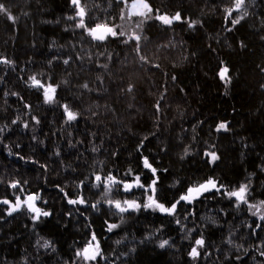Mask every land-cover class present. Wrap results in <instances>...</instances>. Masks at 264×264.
<instances>
[{
  "label": "trees",
  "instance_id": "obj_1",
  "mask_svg": "<svg viewBox=\"0 0 264 264\" xmlns=\"http://www.w3.org/2000/svg\"><path fill=\"white\" fill-rule=\"evenodd\" d=\"M143 1L148 16L123 19L124 0H80L87 27L125 33L97 41L77 27L72 0H0V61L10 62H0V200L38 193L50 213L33 220L0 203V264H264V208L249 207L264 201V0H244L230 19L234 0ZM176 13L171 25L156 19ZM31 77L55 87L53 102ZM97 175L157 179L166 207L210 178L220 191L180 201L172 215L120 212L107 201L143 205L150 190L118 184L105 196ZM241 184L247 204L226 195ZM93 234L101 255L86 262L77 252Z\"/></svg>",
  "mask_w": 264,
  "mask_h": 264
},
{
  "label": "snow or ice",
  "instance_id": "obj_2",
  "mask_svg": "<svg viewBox=\"0 0 264 264\" xmlns=\"http://www.w3.org/2000/svg\"><path fill=\"white\" fill-rule=\"evenodd\" d=\"M125 6L129 8V17L134 16V15H146V12H151L152 9L149 7L147 3H144L143 0H132L131 5L128 4V0H124ZM72 4L77 8V16L80 17L79 23L77 24V27L84 28L87 33L92 37V39L97 40V41H104L109 35L115 37V36H123L125 35L124 32H119L117 33L112 27H109L106 24H97L95 27L89 28L85 24L84 16H85V10L84 8L80 5V0H72ZM244 4V0H234V6L232 8L226 9V19H230L232 17V12L234 10H240L242 5ZM140 8H143L145 11H140ZM0 12H8V10L4 7L3 4H0ZM247 15V13H243V15L240 16L239 19H232L233 25L239 23L240 19H243V16ZM10 20L14 19L11 15L8 17ZM123 18V16H122ZM69 19H73V17H69ZM156 19L160 20L163 24L165 25H171L174 21H179L181 20V15L180 13H176L174 16H167V15H157ZM196 23L193 21L192 23L189 24V27L192 26V24ZM139 27V25H137ZM130 39H135L139 40L140 37L138 35H133L130 37ZM127 43V41H125ZM3 63H10L7 60L0 61ZM67 63V61H65ZM228 72L229 69L225 66L220 69L219 76L220 79L225 81L227 83L229 77H228ZM31 86L38 87L44 90V96H45V102L50 103L53 102L54 96L53 94L55 93L56 89L53 85H44L42 84L38 79L35 77H31ZM87 87V85H85ZM64 112L67 117V121H72L77 118V114L73 111L70 110L68 105L64 106ZM15 123V121H13ZM227 130L226 125L224 123H221L217 126V130ZM207 156H210L213 161H215L218 157L216 156L215 152H207L205 153ZM144 167L147 169H151L153 175L155 176L156 174V169L152 167V165L149 163L148 159H144ZM96 181L99 183L104 184L105 192L104 195L107 196L109 192L112 191V188L118 184L123 185V190L126 192H130L134 187H139L145 189L146 192L150 190V194L148 195V202L144 203L141 205L140 203H137L135 200H124L121 202L120 200H112L109 199L107 202L109 205H112L116 207L120 212H125L128 209H139L140 207H144L145 209L147 208H153L159 209L161 212L168 213L169 215L174 214V211L177 207V204L180 203V201H186V202H191L193 199H195L197 196L201 195L204 192H208L211 189H215L216 191H220V189L217 187L216 182L213 179H208L206 183L204 184H199L198 186H193L189 187L187 190V193L185 195H182L179 200H177L175 203L171 205V207H166L163 203H159L157 199L155 198V193H156V184H157V179H153L151 184L145 185L141 183V178L139 175L135 176L133 182H125V181H118L116 180L115 177L112 175L107 176L104 180H102L101 176L97 175L95 177ZM98 186V185H97ZM10 187L12 188H18L19 183L18 182H13L10 184ZM20 191L23 192V188H20ZM248 192V186L241 184L238 189L235 190H229L226 195L229 198H235L237 203H248V200L246 198V194ZM67 195V194H66ZM40 199L39 194H29L25 197L24 200H21V197L18 195L16 196L15 203L8 199H3L0 200V203L6 204L9 206L8 208V214L11 215L13 212L18 211L22 205H25L28 209V211L34 213L33 215V220H39L41 216H49L50 213L48 211L43 210L42 208L38 207L36 205V201ZM69 204H84L85 201L83 198L79 199H69L68 200ZM123 205H127V208H125ZM250 209L255 208L256 212H253V215H255L257 212H261V209L264 208V201H261L259 205H249ZM261 219H264V212L261 213L260 216ZM117 227V225H109V231L111 229ZM97 237L95 234L92 235L91 241L88 242L86 247L82 249L81 251L77 252L78 257H82L84 261H94L97 256L101 255L100 249H99V244L96 243L93 245V241H96ZM168 241H163L161 243V247H164L165 244H167ZM196 246L193 247L191 251V255L193 258H195L199 253H198V247L203 245V240L198 239L196 240ZM45 247L48 246V242L45 241L44 244Z\"/></svg>",
  "mask_w": 264,
  "mask_h": 264
},
{
  "label": "rangeland",
  "instance_id": "obj_3",
  "mask_svg": "<svg viewBox=\"0 0 264 264\" xmlns=\"http://www.w3.org/2000/svg\"><path fill=\"white\" fill-rule=\"evenodd\" d=\"M144 2V1H143ZM145 3V2H144ZM129 5H131V3L129 4ZM126 11H124V13H123V19L124 18H128V19H132V18H134V17H141V18H143V17H146V16H148L149 14H150V12H146V10H144L143 8H140V11H145L146 12V15H143V16H141V15H134V16H131V17H129V8L128 7H126V9H125ZM30 84H31V80H30ZM34 87V86H33ZM34 88H37L38 90H40L41 92H42V94H43V96H44V90L43 89H41V88H38V87H34ZM55 95V93L53 94V96ZM44 99H45V96H44ZM224 130V129H223ZM222 131V130H221ZM209 158H210V160H211V162H213V160L211 159V157L209 156ZM23 207H26L25 205H22L21 206V208L19 209V210H21ZM18 210V211H19ZM15 212H17V211H15ZM15 212H13V213H15ZM12 213V214H13ZM94 244H96V243H94ZM197 247V246H196ZM199 248V247H198ZM192 256V255H191Z\"/></svg>",
  "mask_w": 264,
  "mask_h": 264
},
{
  "label": "bare ground",
  "instance_id": "obj_4",
  "mask_svg": "<svg viewBox=\"0 0 264 264\" xmlns=\"http://www.w3.org/2000/svg\"><path fill=\"white\" fill-rule=\"evenodd\" d=\"M115 208V207H114ZM115 210H117L116 208H115ZM118 211V210H117Z\"/></svg>",
  "mask_w": 264,
  "mask_h": 264
},
{
  "label": "water",
  "instance_id": "obj_5",
  "mask_svg": "<svg viewBox=\"0 0 264 264\" xmlns=\"http://www.w3.org/2000/svg\"><path fill=\"white\" fill-rule=\"evenodd\" d=\"M116 208V207H115ZM117 209V208H116ZM118 210V209H117Z\"/></svg>",
  "mask_w": 264,
  "mask_h": 264
}]
</instances>
